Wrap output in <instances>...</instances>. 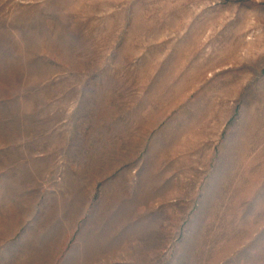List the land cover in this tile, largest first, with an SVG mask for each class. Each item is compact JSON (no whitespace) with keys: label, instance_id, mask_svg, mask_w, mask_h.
Returning a JSON list of instances; mask_svg holds the SVG:
<instances>
[{"label":"rangeland","instance_id":"374dc122","mask_svg":"<svg viewBox=\"0 0 264 264\" xmlns=\"http://www.w3.org/2000/svg\"><path fill=\"white\" fill-rule=\"evenodd\" d=\"M0 264H264V0H0Z\"/></svg>","mask_w":264,"mask_h":264}]
</instances>
